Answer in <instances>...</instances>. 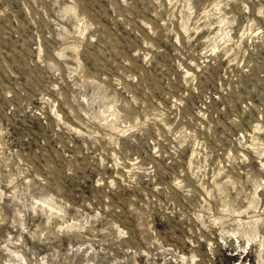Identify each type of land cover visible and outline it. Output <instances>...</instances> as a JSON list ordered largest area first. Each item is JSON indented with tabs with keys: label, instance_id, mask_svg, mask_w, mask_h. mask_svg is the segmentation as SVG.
<instances>
[{
	"label": "rangeland",
	"instance_id": "rangeland-1",
	"mask_svg": "<svg viewBox=\"0 0 264 264\" xmlns=\"http://www.w3.org/2000/svg\"><path fill=\"white\" fill-rule=\"evenodd\" d=\"M0 264H264V0H0Z\"/></svg>",
	"mask_w": 264,
	"mask_h": 264
}]
</instances>
